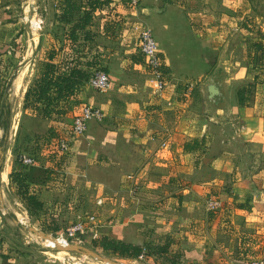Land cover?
I'll use <instances>...</instances> for the list:
<instances>
[{
  "label": "crops",
  "instance_id": "obj_1",
  "mask_svg": "<svg viewBox=\"0 0 264 264\" xmlns=\"http://www.w3.org/2000/svg\"><path fill=\"white\" fill-rule=\"evenodd\" d=\"M204 1L208 3L206 6L203 0H139L135 6L131 0H111L109 5L93 13L92 22L86 30L78 32L77 41L73 43L69 32L76 20L62 21L63 0H51V15L62 29L63 46H57L58 38L49 39L53 46L47 49L44 61H48V53L54 50L53 62L63 70L67 60L78 62L81 69L90 73L102 65L112 81L105 91L94 89L85 82L73 95L55 103L54 109L62 113L53 112L46 119L52 131L55 127L51 123L58 124L67 116H71L73 123L84 106L99 107L104 111L103 121L89 125L85 134L72 140L70 148L71 163L76 161L78 167L81 164L79 170L83 178L78 179L79 187H92L95 200L103 198L105 201L103 217L97 219L98 235L113 234L124 241L136 242L139 235H133L135 229H140L144 238L157 232L162 243L166 235L172 236L169 254L176 256L178 264L185 261L241 264L234 252L235 246L230 245L236 231L260 232L263 228L264 232V166H261L264 162L260 159L264 149L255 147L264 136L255 132L262 129L264 133V118L255 116L250 121L248 116L253 115L250 112L253 107L234 103L227 116H233L235 121H231L232 117L229 122L216 121L210 116L203 101L204 80L214 62L211 44L221 41L224 29L229 26L228 13L222 11H228L230 2ZM77 2L84 5L82 12L88 6V0ZM11 6L8 1L0 3V91L9 67H15V71L25 56L15 58L16 49L11 41H14L17 23L9 18ZM141 7L161 10V15L156 17L161 25L162 21L165 24L166 18L172 23L186 22L181 31L188 36L187 44L181 42L175 48L159 44L166 79L162 96L155 93V77L140 52L137 27L139 23L147 24L150 15ZM170 8L178 10L179 19L176 17L175 20ZM217 10L223 17L220 25L211 24L213 30L199 14L212 15ZM82 12L77 11L76 16ZM165 28L168 29V25ZM87 33L90 34L88 38ZM260 34L264 37L263 31ZM37 35L40 40L41 34ZM34 37L30 36V41H34ZM260 37L255 39L254 46L256 42L263 44ZM35 62L34 58L15 81L12 100L18 101L17 108L29 66H34V73ZM191 83L193 88L189 87ZM26 112L41 116V112L32 107ZM239 120L246 121L239 123ZM194 140L198 141L195 148L191 145L192 149L186 150L185 144ZM249 158H256L257 164L251 163ZM9 159L10 154H7L1 177L4 183L9 178ZM82 160L84 165L80 163ZM36 170L31 177L36 176ZM37 192V185L30 189V193L39 197ZM214 199L220 204L210 209L208 203ZM0 202L3 214L10 211L3 191ZM15 214L21 224L25 221L30 226L24 212L16 211ZM231 237L234 238L228 240ZM45 253L54 257L60 254L49 250ZM10 259L0 258V264H16V259ZM89 263L103 264L95 260Z\"/></svg>",
  "mask_w": 264,
  "mask_h": 264
},
{
  "label": "rangeland",
  "instance_id": "obj_2",
  "mask_svg": "<svg viewBox=\"0 0 264 264\" xmlns=\"http://www.w3.org/2000/svg\"><path fill=\"white\" fill-rule=\"evenodd\" d=\"M6 1L12 3L9 18L12 22L17 23L15 37L13 38L14 41H11L16 49L15 58H22L23 54L25 56L28 55L29 47L34 45V41H30V36L33 37L36 34H41V37L36 47L35 71L33 73L34 66H29L28 79L25 83L19 107L17 108L18 101L13 102L12 98H9L6 103L3 102L4 93L10 85V78L15 67H9L7 78L2 82L3 88L1 89L2 91H0V137L3 136L5 128V126L2 125L3 122L6 121L4 110H7L10 116L7 120L10 124V136L7 140V154H10V159L8 161L9 178L7 182H1L4 198L6 204L10 207V211L3 214L0 202V252H4L5 255H8L11 259H16V264H90L89 261L94 260L99 262L100 260L77 252H69L63 259L51 256L45 253L46 248L42 246L44 244L41 242L43 239L42 236L30 234L28 227L25 228L20 222L14 220V218L17 219L15 214L16 211L24 212L30 220V227L42 231L48 236H60L63 238L66 236L64 233L66 228L75 223L78 218H81L85 222L86 227L91 229L93 224L87 219V213L92 212L96 213L99 217H103L101 216L103 213L102 208L105 204L103 203L100 206L96 204V197L92 187L82 184L81 185L85 187H79L80 181H78V179L83 178L81 176L82 172L79 170L81 164L80 167H78L76 161L71 163V150L62 154L56 150V138L59 136H71V116H67V118L64 117L58 124L51 123L56 129L51 131L49 129L50 122H48L47 119L42 118L38 114H30L26 112V109L23 107V105H25V93L33 86L38 75V65L46 58L47 49L53 46V44L49 42V39H54V37H56L60 41L57 43V46H63L62 39L60 38L62 29L55 24V18L51 15L52 11L49 5L51 0H38L36 10L34 11L35 15L32 19L28 15V12L34 0H0V3L2 2L4 4ZM203 2L205 6L208 4L205 3L204 0ZM229 2L230 6L228 7V11H222L223 13H228L227 15L229 18L227 22L229 26L224 29V37L221 38V41H218L216 43L217 45L211 44L214 62L212 69L205 77L204 83L207 82L208 77L214 70L227 71L224 88L227 90L228 94V105L227 112L225 111L223 113L221 121L229 122L231 117V121H235L233 116L227 115L233 103L240 106L238 103V92L244 90H247L244 94L248 97L244 106H248L249 108L253 107V110L250 112H252L254 116L251 113L248 116L250 121L255 116L264 118V54L262 53L264 49H260L253 44L256 41L255 39L258 40L261 36L260 31H263L264 35V0H229ZM191 3L195 4L198 2ZM24 4L25 7L27 6L25 9V16L23 15ZM170 9V11H173V8ZM160 15V12L152 11L149 17H147V24L139 23V25L143 24L149 26L161 47L165 45L170 48H175L178 46V43L181 44V42L187 44L186 38H188V36L181 31L183 27L186 26V22L179 20V22L174 21L172 23L170 21L171 19L166 18L165 24L162 21L161 25V23L156 20V17ZM172 15L175 17V20H177L176 17L179 19V12L175 8ZM181 15H183V13H181ZM222 17L223 15L219 10L212 15L209 13L199 14V18L201 20L206 19L205 21L210 23L209 27L213 30L214 28L212 25H220ZM36 21L40 25H38V27H33L32 25L34 30V34L32 35L26 31L25 24L26 22H31L32 24ZM207 23L205 27H207ZM167 25L168 29L165 28ZM160 26H162L163 29H160ZM215 31L212 33L213 37L216 35ZM260 41L263 42L264 46V37H262ZM97 69H104V67L101 65ZM31 74L33 75L31 76ZM11 95L13 97V93ZM205 95L206 92L203 88V101L205 100L204 103L206 104ZM240 121L245 122L246 120H239L238 122L240 123ZM93 122L95 121H91L89 125ZM243 130L246 131V129ZM255 132H258L256 134L258 136L264 134L262 133V129L260 131L255 130ZM258 141H260L258 143L259 145L255 144V147L259 146V148L264 149V136H261V140ZM27 154L34 155L36 158V163L31 167H26L21 162V157ZM82 158L83 157H80V159ZM260 159L264 162V155ZM249 161L253 164H257L255 163L256 158L255 160L251 158ZM80 163L84 165L85 161L82 160ZM261 166L263 167L264 165L261 164ZM16 168L26 170L24 173L27 177L29 190L37 185V193L39 197L45 201V207L41 211L29 212L24 201L19 197L17 186L11 182L10 178V174ZM35 169H37L36 171L38 173L35 174L36 176L31 177V173L35 171ZM107 215L106 212V216ZM55 226H59L60 230L54 231L52 228ZM159 231L162 232L161 229ZM169 231L171 232L172 230ZM132 233L134 236L139 235L136 238V242H141L143 240L153 244L159 242L160 236L157 232L151 233V235L146 238L140 235V229H135ZM29 236L33 237V241L35 242L28 240ZM233 238L234 237H231L228 240H232ZM168 239H172V236L166 235L164 242ZM91 240V238L83 241L74 240L71 241V243L80 242V244L112 258L110 260H125L129 263L135 262V264H172L168 260V257H173L171 256L172 254H166L161 257L153 254H145L137 259L123 258L112 253L104 252L101 248L94 247ZM233 240V242L230 241V245L233 248L235 246L234 252L237 254L241 264H248L253 258L264 256L263 228L260 232L249 233L236 231V236ZM228 242L229 241H227V244H229ZM50 250L57 252L52 249ZM183 264L194 263L185 261Z\"/></svg>",
  "mask_w": 264,
  "mask_h": 264
},
{
  "label": "trees",
  "instance_id": "obj_3",
  "mask_svg": "<svg viewBox=\"0 0 264 264\" xmlns=\"http://www.w3.org/2000/svg\"><path fill=\"white\" fill-rule=\"evenodd\" d=\"M111 0H88V6L82 12L81 8L84 6L78 4L77 0H63L61 20L67 23L75 21L72 29L69 32V37L73 43L77 41L78 32L86 30V26L92 22L93 13L97 9H102L109 5ZM82 3V2H81ZM82 12L79 17L76 12ZM90 34H86L88 38ZM255 46L264 49L262 43H255ZM264 54V50L262 51ZM261 53V57H262ZM56 56L54 50L47 55L48 61H41L38 65V75L32 87L25 93V109L32 107L34 110L41 112L42 118H49L53 112L62 113L58 109H54L55 103L62 99H66L73 95L85 82L88 81L91 73L88 70L81 69L78 62L67 60L64 61L66 66L64 70L60 65L53 62ZM264 56V55H263ZM98 64L94 63L93 65ZM249 91V90H248ZM247 90L238 92V103L241 106L246 104L248 97L244 94ZM55 93V95H54ZM198 141L194 140L192 143H186L187 150L191 145L195 148ZM11 182L17 186L18 195L24 201L29 212L41 211L45 207V202L39 199L36 194L30 193L27 177L22 169L14 170L10 174ZM54 231H59V226L52 228ZM78 237L82 240L91 238V243L94 247L101 248L104 252L112 253L123 258L137 259L145 254H153L155 256H163L169 254L171 245L170 239L164 243L153 244L149 241L141 242H127L113 234H102L98 237H93L90 232L79 233ZM0 258L7 259L8 255L0 253ZM172 264H178L176 256L168 257Z\"/></svg>",
  "mask_w": 264,
  "mask_h": 264
},
{
  "label": "built area",
  "instance_id": "obj_4",
  "mask_svg": "<svg viewBox=\"0 0 264 264\" xmlns=\"http://www.w3.org/2000/svg\"><path fill=\"white\" fill-rule=\"evenodd\" d=\"M131 3L135 6L139 4V0H131ZM139 39H140V52L145 58V64L147 65L150 72L154 75L156 80L155 93L158 96H162L164 89L166 87V79L164 77L163 71V61L160 56L159 44L154 36L152 29L146 25H138ZM111 76L104 69H94L88 79V84L94 89L105 91L111 85ZM190 88L194 87V84L189 85ZM105 118L104 111L99 107L94 106H84L81 111L74 117L71 136H59L55 139V147L59 153H66L71 148L72 140L75 137L83 135L88 130L91 121L101 122ZM21 162L26 167H31L36 163V158L34 155L27 154L21 157ZM104 203L103 198H98L96 201L97 205H102ZM220 204L217 199L210 200L208 206L210 209H214ZM87 219L93 224L91 229L86 227L85 222L78 218L75 223L68 226L65 230V237L63 239L66 243H71V241H83L78 237L79 233L90 232L93 237L98 236L97 232V219L98 215L96 213H87ZM80 243V242H79ZM248 264H264V256L253 258Z\"/></svg>",
  "mask_w": 264,
  "mask_h": 264
},
{
  "label": "water",
  "instance_id": "obj_5",
  "mask_svg": "<svg viewBox=\"0 0 264 264\" xmlns=\"http://www.w3.org/2000/svg\"><path fill=\"white\" fill-rule=\"evenodd\" d=\"M38 0L35 1V6L37 7ZM141 10L146 13L150 14L152 11L161 12V10H157L155 8H149V7H141ZM33 14H30V17L32 18ZM43 22V21H42ZM31 23L25 24L26 31L32 32ZM37 49L35 47L34 51L31 55L24 56L23 60L20 64L17 65L14 73L12 74L10 78V85L8 86V89L4 93V100L3 102H7L11 96L12 93H14V86H15V79L19 75L21 69L29 64L36 56ZM227 71L223 70H214L208 77V80L206 83H204V91L206 92V104L208 108V112L210 113V116L212 119L216 121H220L223 113L227 110L228 105V94L225 87V79ZM13 91V92H12ZM227 112V111H226ZM4 116L6 117V121L3 122V126H5L3 131V136L0 137V196L2 194V186H1V177L2 172L5 165L6 155H7V140L10 136V124L8 123V119L10 118L9 112L7 110H4ZM15 221L19 222L18 219L14 218ZM30 229V228H29ZM41 233L47 235L46 233ZM66 250L68 252L73 253H80V254H86L88 256H91L96 259L100 260H108L112 259L110 257L105 256L104 254L100 253L97 250H94L90 247H87L80 243H69L68 245H64L62 247L58 248H52L54 251L58 250Z\"/></svg>",
  "mask_w": 264,
  "mask_h": 264
},
{
  "label": "bare ground",
  "instance_id": "obj_6",
  "mask_svg": "<svg viewBox=\"0 0 264 264\" xmlns=\"http://www.w3.org/2000/svg\"><path fill=\"white\" fill-rule=\"evenodd\" d=\"M27 1V0H26ZM29 1V0H28ZM35 1L36 0H34L33 1V3H32V5L30 6V9H29V12H28V15L30 16V14L32 13L33 14V16L35 15L34 14V11L36 10V7H34L35 6ZM26 3V2H25ZM29 3V2H28ZM27 7V6H26ZM26 7H25V4H24V6H23V15L25 14V9H26ZM25 16V15H24ZM32 16V17H33ZM31 18V17H30ZM32 19V18H31ZM28 20V19H27ZM27 23H31V22H26V24ZM31 25H33V27H38V25H40V24H38L37 23V21L36 22H33ZM32 27V26H31ZM33 27H32V30H33ZM30 34H34V30L32 31V32H30V31H28ZM38 42H39V38H38V35L36 34L35 35V38H34V45L33 46H30L29 47V52H28V55H31L32 54V52L34 51V49H35V47H37V45H38ZM37 49V48H36ZM33 61V60H32ZM31 61V62H32ZM30 62V63H31ZM29 63V64H30ZM29 64H27L26 66H24L22 69H21V71L25 68V67H27ZM20 71V72H21ZM18 77V76H17ZM17 77H16V79H17ZM16 79H15V81H16ZM15 84V83H14ZM10 98H12V96L10 97ZM4 168H5V165H4ZM3 171H4V169H3ZM2 175H3V172H2ZM22 225H26L27 226V223L25 222V221H22ZM28 228H30L29 230H30V234H37V235H40V236H42L43 237V239L41 240V242L44 244V245H42L43 247H45L46 249L45 250H49V251H51L50 249H52V248H60V247H62V246H64V245H68V243H66V241L62 238V237H60V236H48V235H45V234H43V233H41V231H38L37 229H35V228H32V227H30V226H27ZM26 227V228H27ZM28 240H30V241H33V239H32V237H30L29 236V239ZM57 252H59L60 254H59V259H63V258H65V256L69 253L68 251H66V250H63V249H61V250H58ZM84 255H86V254H84ZM86 256H88V255H86ZM91 257V256H90ZM93 258V257H92ZM94 259H96V258H94ZM97 260H100V259H97ZM80 261H82V260H80ZM100 261H102L103 262V264H125V263H123V262H114L113 260H110V259H108V260H100Z\"/></svg>",
  "mask_w": 264,
  "mask_h": 264
}]
</instances>
